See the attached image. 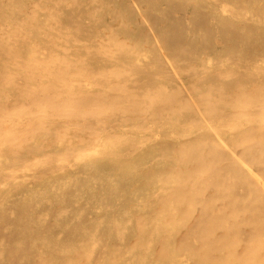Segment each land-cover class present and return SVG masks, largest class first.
<instances>
[{
    "label": "bare ground",
    "instance_id": "obj_1",
    "mask_svg": "<svg viewBox=\"0 0 264 264\" xmlns=\"http://www.w3.org/2000/svg\"><path fill=\"white\" fill-rule=\"evenodd\" d=\"M73 1L18 0L17 3H12L13 0H0V138L3 139V145L11 142L5 137L12 140L30 134L32 126L29 125L30 121H22L23 113L27 112L29 119H37L35 123L39 120L40 123H45L42 118L49 117L47 113L52 115L50 117H55L60 101L67 106L79 104L84 99L97 106L103 100L114 104L119 94L127 93L126 90L132 88V73L135 70L138 74L146 73L143 71L146 68H143L147 64V56L141 54L137 46L124 49L123 39L111 37L110 33L102 30L91 35L94 39L90 38L89 31L86 38H76L73 24L64 23L60 14L61 7H70ZM220 10L221 17L231 18L229 8L224 3L220 5ZM61 12L63 13L62 10ZM200 16L203 17L202 14ZM75 22L88 26L90 14H82ZM250 23L251 21L249 26ZM263 23L262 20L261 25ZM97 59L101 61L100 64L96 63ZM248 66H252L249 73L251 80L243 87L233 83L227 92L232 94L226 93L227 100L218 102L217 96L209 95L206 91L197 97L195 95L194 100L191 88L192 91L186 94V99L193 100L192 104L196 106L195 109L192 108L193 113L196 112L198 118L190 121H180L176 116L183 112L187 115L190 111V106H186L188 103L181 106L180 98L177 97L183 88L181 83L174 81L177 90L173 98L167 87L170 78L168 77L167 82H161L166 77L153 75L148 82L156 85L153 94L156 96L146 98L144 95V102L137 109L150 113L153 111L154 101L163 99L162 107L167 115L164 124L155 118L135 126L124 122L113 134L104 132L95 138L91 137L90 149L85 150L81 146L74 148L67 161L58 153L59 148L63 149L67 142L70 143L68 138L60 135L61 131L56 128L50 131L54 138L51 148L49 139L37 135L39 138L36 143L33 142L34 145L46 157L44 162L53 158L57 169L55 167L50 171L49 179L53 183L49 194H45L43 187L40 190L31 192L26 189L15 194L13 199L16 203L26 208V226H31L36 218L46 221L52 200L58 203L67 199L81 201L77 219H86L83 215L89 207H86L87 203L90 202V170L96 169L97 165H109L129 185L135 178V164L144 165L147 159L153 164V169L147 170L143 167L145 172L139 189L131 190V205L130 201L127 203L121 200L119 193L108 195L113 203L127 207L120 211L119 222L115 223L110 213H107V205L94 204L98 220L87 229L79 247L72 242L62 241L59 229L51 239H47L46 235L30 239V246L35 252V257L32 258L34 264H264V157H259L261 153L264 154V58L255 59ZM98 85L102 91L98 95L90 94L93 86ZM138 96L134 94L135 98ZM202 97L205 102L199 106L197 102ZM217 103L221 106L217 107ZM47 105L48 109H43ZM231 113L235 116L232 117ZM161 141L169 142L170 149L158 151L156 147ZM208 143H212L213 150L207 147ZM143 146L147 149H142ZM130 147L133 149L128 153L126 149ZM244 152L250 153V161H245L242 157ZM219 153L224 154L225 159ZM38 160L36 158L32 162L30 171L33 174L32 179L36 177L35 180L43 176ZM81 162L83 166H79ZM253 162L261 165L262 173L255 170ZM65 164H68V168ZM65 169L68 170L64 172ZM64 176L67 177L62 179ZM4 177L5 175L2 176ZM70 181L75 182L73 198L61 193ZM48 195L50 199L47 198ZM38 206L41 207L37 208ZM1 209H4V204ZM64 213L61 208L60 215ZM3 226L7 228V224ZM104 231L115 237L106 253L101 254L99 248L106 241ZM176 231L184 233L179 244L173 239ZM17 244L18 242L16 246ZM3 251L0 244V257Z\"/></svg>",
    "mask_w": 264,
    "mask_h": 264
},
{
    "label": "rangeland",
    "instance_id": "obj_2",
    "mask_svg": "<svg viewBox=\"0 0 264 264\" xmlns=\"http://www.w3.org/2000/svg\"><path fill=\"white\" fill-rule=\"evenodd\" d=\"M17 1L18 0H13L12 3H17ZM180 1L181 0H169V1L168 0H113V1L112 0L109 1L108 0H80V1L74 0L71 3L73 6L71 5L70 7L67 6L61 7L60 9L61 19L63 20L64 23L73 24L74 29L76 30L75 32L76 38L78 39L86 38L88 36V31L90 32V38H91L92 37L91 35L94 34L96 31L102 30L104 31V33H110L111 37H116L117 39H123L125 42L123 44L124 49H130L133 48L132 46H137L141 54H145L147 56V64L143 68V69L146 68V70H143L146 71V73L145 75L138 74L137 73L138 71L135 70L132 73L133 75L132 88L127 89L126 90L127 93L123 92L122 94H119L122 95L123 97H120L118 95V99L114 100V104H111L106 100H103L102 103L97 106L87 102L86 99H84V100H80L79 104H73L71 106H67L65 105V103L60 101V104L58 105L59 109L55 117H50L52 115L47 113L46 115H48L49 117L42 118L43 121L45 120L44 121L45 123H40V120L37 123H35L34 121L37 119L35 120L34 118L33 120L31 118L29 119L28 116H26L27 112L22 114V118H23L22 121L26 119L23 122L30 121L29 125L32 126V128H30L29 130L30 133L28 134L29 136L27 135L25 137H20L21 139L12 138V140L8 139V137H5L6 140H8L9 142L11 141L10 143H6V145H3L4 143L1 141L3 139L2 137L0 138V158H2L0 159L1 160L0 163L2 164V165L0 164V168H1L0 169V244L3 246L4 249L1 255L2 257H0V264H34L32 258L35 257V252L33 248L30 246V239L32 240L33 237L35 236L38 237L39 235H46L47 239L48 238L51 239L50 237L54 235L58 229L61 232L60 238L62 241H67V243L72 242L75 246L79 247L82 243V240L87 234L88 231L87 229H89L94 224V222L98 220L97 219L98 215L96 214L97 211L94 210L95 209L94 204L104 203L105 205H107L108 207L107 213H110V217L111 218L113 217L112 219L115 223H117L116 221L119 222L121 220L120 211L123 208H127V207H120L121 206L120 203H118L119 205L113 203L109 199L108 195H114L119 193L121 195L120 196L121 200L123 199L128 203V201L131 200V193H132L131 190L134 188L139 189L141 177L145 172L144 169L145 168H147V170L153 169L152 166L153 164L150 163L147 159L144 161V165L140 163L135 164L134 167L135 178L133 177L134 178L133 182H131V185H129L125 179L120 178L121 174L119 172H115L109 165L106 164L102 166L97 165L96 169L90 170L91 171L90 202L87 203L86 207H88V205L89 207L92 205L93 208L90 207L91 208L90 209L88 207L86 209L87 211L85 215H83L86 219L83 218H81L80 220L77 219V213L82 204L81 201L74 199H69V200L67 199L65 201H62V203H58L57 201L52 200L51 206L49 207V210L47 212V217H45L46 221L38 220V218H36L31 224V226H26L27 224L26 223L27 216L25 212L26 208L21 207L19 204L16 203L17 201L13 199L15 194L19 192H24L26 189H29L31 192L40 190L42 189V187L44 188L45 194H49L50 188L52 187L51 183H53L52 179H49L51 178L50 171L56 167L55 166L56 162H53V158L51 161L47 159V161L44 162L46 160V157L42 152L44 156L43 157L39 149L34 145V143H36V140L39 138L38 137L39 135H42V137L49 139V144H50L49 148H51L54 145L53 144L54 138L52 137L50 131L54 128H56L58 131H61L60 135L64 136V138H68V140H70V143L67 142L66 146H64L63 149L59 148L58 153H60L63 156L62 159L67 161V159L68 160L70 159V154L73 153L74 148L81 146L82 149L85 150L90 149L91 147L90 141H92L91 137L95 138L99 134L104 132H106L105 134L108 135L113 134L117 129L121 127L122 124H124V122L135 126L137 123L144 124V121L145 123H147L155 118V120L157 119V121L164 124V122H166L165 120L167 115H165L166 112L162 107L163 99L161 100L156 99V101H154L153 111L150 113L144 112V110L140 111L137 109L138 105L144 102L142 101L143 100L142 97L144 95L147 98L148 96H152L154 94V86L156 85H151V83L148 82L151 80L153 75L161 76L163 78L166 77L164 80L162 79L161 82H167L168 77L170 78L167 87L168 90H170L169 93L173 96V98H175V91L177 90L174 87V81L175 80L177 82L179 81V83H181V85L183 86L182 91L178 93L177 97L180 98L179 102L181 103L180 104L181 106H183V104L185 103H188L186 106L187 108H189L190 106V111L186 113L187 115H185V112L183 111H182L183 113L181 114L179 113L176 114L177 118L180 121L183 120L190 121L195 117L198 118L197 117L198 114L196 112L193 113V109H195L194 107H196L192 104L193 100L186 99V94L192 91L191 88H193L191 94L194 100H196L195 95L197 97V95L203 94L206 91L209 93V95L214 94L215 96H217L219 102V101L227 100L226 93L230 89L231 85L237 84L238 86L243 87L251 80L249 79L250 78L249 73H251L252 66H248V65L251 64V62L253 63L255 59L264 58V23L261 25L262 20L264 22V0H247V1L246 0H237V1L236 0H222V1L221 0H182L183 3ZM258 1L260 3H258ZM223 3L226 6H228L230 17L233 20L231 18L227 19L221 17L222 13L220 10V5ZM231 3L233 6L231 5ZM108 4L109 5L111 4L110 5L111 7ZM167 5H171V6H167ZM247 6L250 10L249 13ZM154 7L155 9H153ZM252 7L255 9H253ZM173 8L175 10H173ZM159 9H161V11ZM61 10L63 11V13L65 11V14H63ZM194 10L197 14L196 13L194 14ZM116 11H118V13ZM167 12H169V14ZM82 14H90V22H88L89 23L88 26H85L80 22H75V19L79 16H82ZM201 14L203 17L200 16ZM251 15L252 16L256 15V16L255 17L253 16L252 18ZM258 18L260 19L258 20ZM230 20L233 22H231ZM249 21H251L250 24L252 27L248 25ZM173 22H177V23L179 22V23L173 24ZM234 23L237 24L234 25ZM190 24L192 26H190ZM200 28L202 29V31ZM217 29L219 30V32H217L218 31ZM218 33L220 34V36H218ZM239 35L240 37H238ZM251 35H253L254 37ZM260 36H262L263 38ZM207 37L208 38L210 37V39L208 40ZM211 38L213 40H211ZM186 40H189L187 41L188 43L186 42ZM212 44H214V47ZM195 45L199 49L196 48ZM247 49L249 50V52ZM250 50L252 51L250 52ZM96 63L100 64L101 61L97 59ZM149 64L151 67L149 66ZM153 67L154 69H151ZM220 69H222L223 71ZM217 70L219 71V73H217L218 72ZM233 70L235 71L233 72ZM213 71H215V73ZM210 73L214 75L212 76ZM192 79H194V81ZM152 82L154 84V81ZM158 82L159 80H157V84ZM211 83L213 84L211 85ZM101 91H102L101 86L99 85L97 87L93 86V89L92 91H90V94L95 93L96 95H98ZM220 93L223 94L221 95ZM134 94H138L139 95L138 98H135ZM227 94L231 95L232 92H229ZM154 96L156 95H153L152 97ZM202 102H205L204 97H202L197 103L199 106H201ZM219 105L221 106L220 103L216 104L217 107ZM27 106L28 105L26 104V107ZM31 106L34 108L32 104ZM43 109L45 110L48 109V105L45 106ZM231 116L234 117L235 115L231 113ZM27 118L29 120H27ZM54 119H56V121H54ZM101 125H103V127ZM34 127L36 130L34 129ZM161 142L162 143L159 144L158 147H156L158 151L163 152L166 149H170L171 145L169 142L166 141H161ZM228 144L231 145L233 143L228 142ZM207 147L213 150L212 143H208ZM131 148L133 149V147L126 149L128 153L132 152ZM232 148L234 149V147ZM142 149L146 150L147 148L146 146L145 147L143 146ZM219 154L223 159H225L224 154L222 153ZM261 154L262 155H259V157L262 156L264 157V154L263 153ZM242 157L245 159V161H250L251 158L249 152H244ZM36 158L39 159L38 162L41 165L43 172L42 173L43 176L40 177L39 180H35L36 178L35 176H34L35 178L33 177L32 179L33 174H30V171H32L31 167ZM253 165L258 173L263 172V168H261V165L259 163L253 162ZM79 166H83L82 162L79 163ZM144 166L145 168H143ZM66 168H68V164L66 165ZM67 170L68 169H65L63 171L65 172ZM3 175H5L4 178H2ZM11 176L16 181H14V179L11 178ZM66 177L64 176L62 179ZM240 177L243 178L241 175ZM29 180H31L32 183ZM21 181L22 183L25 182L26 184L25 183L22 184ZM36 182L37 183L41 182V183L37 184ZM74 184H75L74 181L68 182V184L64 186V189L61 191V193L66 194L70 198H73L75 191L73 190ZM47 198L50 199L49 195ZM3 204H4V209H1V206ZM131 204L132 202L130 201V205ZM39 207L41 206H38L37 208ZM61 208L64 209L65 215L64 214L60 215ZM3 224H7L6 229L3 226ZM187 224L190 223L188 222ZM106 232L107 231H104V233ZM104 233L103 235L106 241H103L102 246L99 248L101 254L106 253L107 251L106 249H108L107 247L110 246L109 244L115 237V235H113L110 232H107L106 234ZM183 238H184L183 231H181V234L180 231H176L174 233L173 239L176 242V244H179L183 240ZM16 242H18L17 246H16Z\"/></svg>",
    "mask_w": 264,
    "mask_h": 264
}]
</instances>
